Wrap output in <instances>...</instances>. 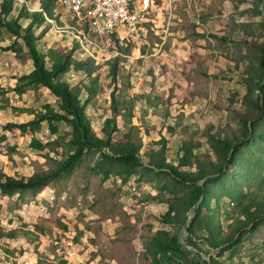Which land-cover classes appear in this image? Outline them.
I'll list each match as a JSON object with an SVG mask.
<instances>
[{"label":"rangeland","instance_id":"1","mask_svg":"<svg viewBox=\"0 0 264 264\" xmlns=\"http://www.w3.org/2000/svg\"><path fill=\"white\" fill-rule=\"evenodd\" d=\"M41 1L28 0L26 7L17 5L14 14L24 8L34 12ZM253 1L153 0L149 21L140 36L124 40L118 37L120 44L105 42L92 29L85 38L67 24L85 21L75 17L69 6L64 10L57 2L55 21L59 25L52 20L37 30L39 33L45 29L39 48L46 54L56 48L67 52L74 49V58H90L98 65L90 77L73 70L64 75L73 90L82 91L83 104L88 98L85 87H94L86 110L98 133L104 118L111 115L115 86L117 95L135 98L132 120L142 131L143 165L124 181L117 165L103 161L98 151H87L70 171L37 189L13 194L0 190V228L18 232L13 239H0V264H160L150 249L151 241L158 231H174L178 227L165 224L163 215L180 202L182 215L188 220L190 214L195 217L196 206L186 211L188 188L159 170L146 168V148L165 137L167 161L176 165L184 140L196 143L195 151L201 159L207 155L215 159L207 133L224 129L241 137L236 120L239 113L246 111L245 80L249 71L256 72L258 64L255 48L250 44L264 40L260 24L264 13L254 11ZM15 39L7 31L0 32V171L19 177L56 167L68 155L65 140L71 137V127L58 123L59 130L53 133L51 122L46 119L34 133L3 129L5 124L26 123L36 114L48 112L47 105L63 113L60 101L46 87L25 93L17 90L18 79L29 73L34 64L26 48L20 55L9 48ZM115 58L118 62L114 64ZM1 61L7 63L6 68ZM111 62L117 70L116 82ZM118 125L127 131L121 116ZM256 129L263 135L262 144H241V160L230 168L235 180L212 184L210 209H204L214 214L219 221L218 230L224 235L230 231L227 216L239 207L240 199L233 200L234 189L264 193V121H259ZM33 137L46 148H34ZM187 220L179 230L180 237L186 239L191 224ZM28 230L36 233L38 239L29 240L25 236ZM218 251L211 249L210 254L203 256L226 264H264V221L222 256Z\"/></svg>","mask_w":264,"mask_h":264},{"label":"trees","instance_id":"2","mask_svg":"<svg viewBox=\"0 0 264 264\" xmlns=\"http://www.w3.org/2000/svg\"><path fill=\"white\" fill-rule=\"evenodd\" d=\"M27 1L25 0V2ZM57 1L42 0L38 10L29 12L24 8L16 15L14 12L17 5L26 7L25 2L0 0V32L7 31L16 38L9 48L19 55L23 54L26 48L34 64V68L29 73L18 79L17 90L20 93H25L28 89L44 86L58 98L63 111L60 113L47 105L48 112L38 113L34 119L26 123L5 124L3 129L5 131L20 129L23 133L29 131L34 133L40 129L41 123L46 119L50 120L53 133L59 130L58 123L68 124L71 127L70 139L65 140L66 138L62 137L66 141L68 155L57 162L56 167L37 171L31 176L19 177L0 171V190L5 194L37 189L60 173L70 171L87 151H98L103 161L117 165L119 167L118 174L124 176V181L136 173L137 167L143 165L142 131L140 125L134 124L132 120L135 98L129 96L122 98L116 94L115 86L111 93V115L104 118L98 133L86 110L90 98L95 93L94 87L92 85L85 87L88 98L86 104H83L80 97L82 91L80 89L73 90L70 84L64 80V75L72 70L73 72L82 71L90 77L98 65H95L90 58L84 60L74 58V49L67 52L65 49L56 48L46 54L39 48V42L44 36L45 29L39 33L37 30L44 23L55 21L58 14V12L55 13ZM253 4V9L257 14L264 12V0H254ZM261 4H263V9ZM63 8L65 10L67 7L63 6ZM22 20L27 23L23 24ZM55 23L58 24L56 21ZM67 24L77 32H81L85 38H88V33H92L85 23L76 24L68 21ZM260 24L264 29V19ZM115 38L116 44H120L119 38L117 36ZM250 45L255 48L258 64L256 72L249 71L245 80L247 93L244 96L243 104L246 106V111L239 113L236 120L237 125L241 127V137L236 133L230 135L224 129L215 133H207L209 148L215 159H212L211 155L201 159L199 152L195 151L196 143L192 140H184L179 147V161L176 165L167 161L165 137L159 141H153L146 148L144 156L148 158L149 165L146 168L152 172L159 170V172L170 176L176 184L188 188L184 202L186 211L194 205L196 206V215L189 226V236L186 239L187 244L193 249L187 248L180 240L179 230L187 220L185 214L182 215L181 203L177 202L175 206L172 205L170 210L163 215L162 220L165 224L178 227L174 231H158L151 241L150 249L154 259L160 264H226L213 257L209 261L203 256V253L210 254L211 249H218L219 256H222L226 250L240 242L246 232L256 231L264 221V193L260 190L243 193L234 189L233 200L240 199V202L238 203L239 207L227 216L230 220L228 224L230 231L226 235L218 230L219 221L215 219L214 214L204 212L205 208L210 209V200L214 196L212 184L231 178L235 180L230 168L241 160V144H262L260 138L262 139L263 135L256 128L259 121H264V40L255 41ZM112 62L115 64L118 59L115 58ZM112 68V76L115 77L114 81L116 82L117 70L115 65ZM119 116L128 127L127 131L119 127ZM145 131L149 132L147 129ZM119 133L121 136H118ZM31 144L36 149L46 148L35 137ZM153 145H159V147L156 148ZM205 178L206 180L202 183ZM173 211H176L175 215L172 214ZM202 231L206 234L200 235L199 233ZM17 234V229L4 231L0 228V239H13ZM25 236L29 240L38 239V235L30 230L25 232ZM0 249L1 254V246ZM6 251L9 252V249Z\"/></svg>","mask_w":264,"mask_h":264},{"label":"built area","instance_id":"3","mask_svg":"<svg viewBox=\"0 0 264 264\" xmlns=\"http://www.w3.org/2000/svg\"><path fill=\"white\" fill-rule=\"evenodd\" d=\"M60 6H70L86 27L92 29L98 38L115 41L140 36L149 21L153 9L152 0H58ZM6 68L7 63L1 61ZM3 98H0V108ZM4 131V130H3ZM7 132V131H6ZM5 223L8 221L5 219ZM28 264V263H25Z\"/></svg>","mask_w":264,"mask_h":264},{"label":"water","instance_id":"4","mask_svg":"<svg viewBox=\"0 0 264 264\" xmlns=\"http://www.w3.org/2000/svg\"><path fill=\"white\" fill-rule=\"evenodd\" d=\"M261 8L263 9V4H262ZM263 13H264V12H263ZM205 180H206V178L202 180V183H203ZM200 201H201V199H200ZM200 201H199V202H200ZM193 217H194V214H190V215H189L188 220H187V224H190V223H191ZM180 240H181V242H182L183 245L187 246V248H189V249H193L191 246H189V245L187 244V242H186V238H185L184 236H181V237H180ZM209 261H210V260H209Z\"/></svg>","mask_w":264,"mask_h":264},{"label":"bare ground","instance_id":"5","mask_svg":"<svg viewBox=\"0 0 264 264\" xmlns=\"http://www.w3.org/2000/svg\"><path fill=\"white\" fill-rule=\"evenodd\" d=\"M152 5H153V1H152ZM70 7V6H69ZM70 9L72 10V8L70 7ZM36 10H38V8H36ZM73 11V10H72ZM73 13L75 14V17H78L80 18L78 15H76V12L73 11ZM81 19V18H80ZM0 98H3V93H2V90L0 89Z\"/></svg>","mask_w":264,"mask_h":264},{"label":"crops","instance_id":"6","mask_svg":"<svg viewBox=\"0 0 264 264\" xmlns=\"http://www.w3.org/2000/svg\"><path fill=\"white\" fill-rule=\"evenodd\" d=\"M153 1V0H152ZM154 3V2H153ZM154 5V4H153Z\"/></svg>","mask_w":264,"mask_h":264}]
</instances>
